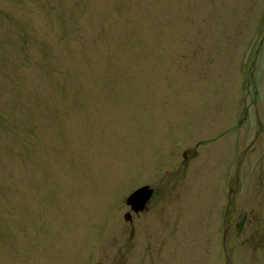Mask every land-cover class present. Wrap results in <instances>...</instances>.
Listing matches in <instances>:
<instances>
[{
	"label": "rangeland",
	"instance_id": "obj_1",
	"mask_svg": "<svg viewBox=\"0 0 264 264\" xmlns=\"http://www.w3.org/2000/svg\"><path fill=\"white\" fill-rule=\"evenodd\" d=\"M0 264H264V0H0Z\"/></svg>",
	"mask_w": 264,
	"mask_h": 264
},
{
	"label": "water",
	"instance_id": "obj_2",
	"mask_svg": "<svg viewBox=\"0 0 264 264\" xmlns=\"http://www.w3.org/2000/svg\"><path fill=\"white\" fill-rule=\"evenodd\" d=\"M152 190L148 187H142L132 193L126 200V204L130 206L134 213L140 212L145 208L147 201L150 199ZM130 215H125V220L129 221ZM243 223V219L241 224Z\"/></svg>",
	"mask_w": 264,
	"mask_h": 264
},
{
	"label": "flooded vegetation",
	"instance_id": "obj_3",
	"mask_svg": "<svg viewBox=\"0 0 264 264\" xmlns=\"http://www.w3.org/2000/svg\"><path fill=\"white\" fill-rule=\"evenodd\" d=\"M135 215L137 214V213H134ZM243 219V222H244V217L242 218ZM242 219H241V221H242ZM131 221V215H130V220H129V222ZM241 221H240V223H241ZM243 224V223H242Z\"/></svg>",
	"mask_w": 264,
	"mask_h": 264
}]
</instances>
